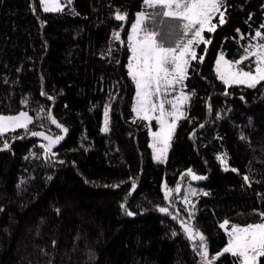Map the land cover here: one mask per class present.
<instances>
[{
  "label": "trees",
  "instance_id": "1",
  "mask_svg": "<svg viewBox=\"0 0 264 264\" xmlns=\"http://www.w3.org/2000/svg\"><path fill=\"white\" fill-rule=\"evenodd\" d=\"M143 4L68 0L44 12L39 0H0V115L33 117L27 130L0 134V147L9 144L0 153V264H200V241L187 238L180 218L205 237L209 259L227 245L225 219L229 228L264 221V81L225 91L214 71L219 53L239 60L264 42L252 39L264 35V0H224V23L215 19L189 64L191 101L164 164L152 158L148 123L132 112L127 74L128 29ZM240 66L253 71L254 58ZM105 104L109 131L101 132ZM48 111L67 129L55 157L27 135H58ZM188 169L204 179L194 182L191 218L182 206L173 219L158 211L161 185L174 188ZM212 264L238 261L222 253Z\"/></svg>",
  "mask_w": 264,
  "mask_h": 264
},
{
  "label": "snow or ice",
  "instance_id": "2",
  "mask_svg": "<svg viewBox=\"0 0 264 264\" xmlns=\"http://www.w3.org/2000/svg\"><path fill=\"white\" fill-rule=\"evenodd\" d=\"M71 2V0H69ZM147 2V0H146ZM157 3L163 5L166 11L163 16L166 18H179L180 27L183 30V36L174 44L167 45L162 37L171 36L174 29L168 25H161L160 31L142 28L141 24L144 14L137 13L136 22L132 24L131 31L127 36V47L130 55L127 58V74L135 84V96L133 97L132 112L143 121H155L157 127L153 131L148 128V135L152 138L150 147L153 150V159L162 160L170 147V141L177 127V122L185 115L184 105L189 100L192 93L184 91V82L188 74L189 58H195L197 53L195 45L203 41L205 44L209 40L202 35L205 29L212 32L216 28L213 17L220 12L224 0H156ZM40 6L44 12H58L63 10V6L59 0H40ZM174 8V10H172ZM223 16V12L220 13ZM122 13L116 14V20H124ZM43 23V21H41ZM221 24L224 20L221 19ZM116 40H120V34L113 32ZM260 38L264 41V35L260 31L255 33L252 39ZM249 56L255 57V70H245L241 67V61L246 60ZM204 59L203 56L200 57ZM19 71V69H18ZM215 73L217 79L225 85V91L229 85H246L248 88H256L260 81H264V42L250 43L244 48V55L239 60H229L223 55L216 58ZM45 95V93H41ZM52 99V97H49ZM243 99V97H241ZM27 104L25 98L21 101ZM43 111V109H41ZM39 116V113H37ZM47 119L51 124L55 125L63 134L67 131L62 124L52 116L51 111L47 113ZM33 117L27 111H20L16 115H0V134L7 132L9 129L24 128L32 123ZM109 107L104 106V122L100 128L101 132L109 131ZM27 135L33 137H41L45 143L40 147L45 156L51 154L54 145L58 144L63 136L46 134L45 131H27ZM3 148L9 147L8 142H4ZM31 155H36L32 153ZM224 166V161H221ZM236 171V169H232ZM183 175V173L181 174ZM188 177L193 180H201L204 177L195 174L191 169L187 170ZM51 179V177H49ZM248 182V177H244ZM115 187V185H113ZM19 187V185H18ZM136 187L135 183L132 185ZM164 190V199L169 200L172 189H166L165 185H161ZM176 192H180V183L177 182ZM198 190L189 188L185 190L184 202L191 203L190 196H196ZM207 195V193H204ZM121 209L128 216L134 213L128 211L124 204L120 205ZM160 213H169L167 207H159ZM193 209L189 210L191 218ZM171 215V213H169ZM260 216L264 218V212H260ZM177 219V217H173ZM181 228L189 240L199 239L200 264H212L222 253H230L236 258L238 264H264L261 258H264V221L259 223H249L246 226L232 224L230 228L229 221L225 219L220 224V228L225 229L228 236V242L220 252L211 256L209 259V250L205 242V237L197 230L193 229L191 219L186 223L180 221ZM176 235L175 231L172 233Z\"/></svg>",
  "mask_w": 264,
  "mask_h": 264
},
{
  "label": "rangeland",
  "instance_id": "3",
  "mask_svg": "<svg viewBox=\"0 0 264 264\" xmlns=\"http://www.w3.org/2000/svg\"><path fill=\"white\" fill-rule=\"evenodd\" d=\"M67 1L68 0H59V3L64 7L65 6V3ZM39 3H40V0H39ZM41 9L43 10L42 7H41ZM166 10H168V9H166L163 5H160L159 3H157L156 0H147V2H146V0H144L143 9L141 11L137 12V13L144 14V16H143V20L144 21H142L141 27L142 28H148L149 30H153L154 29L157 32H159L160 31V28H161V25L164 24V25L171 26L173 29H175L176 25L177 24H180L179 18H166V17H164L163 16V12L166 11ZM172 10H174V8ZM137 13L135 14L134 20L131 22V24L129 26L128 33L131 31L132 24L136 22ZM220 13H221V11L220 12H217V14L213 17V22L214 23H215V19L217 17H219V19L221 21L222 16H221ZM207 32H208L207 29H205V31H204V33H202V35L205 37V33H207ZM203 44L205 46H207V44H205L203 41H201L200 43H198V44L195 45V51H196L197 55L200 53L199 52V48ZM172 46H174V44H172ZM129 55H130V52H129ZM218 55H222V54L219 53ZM217 56H216V58H217ZM253 58H254V61H255V57H253ZM194 59L193 58H189V64ZM215 65H216V59H215V63H214V71H215ZM254 70H255V66H254L253 71ZM231 86H244V87H247L246 85H229L227 87H231ZM134 87H135V84H134ZM184 91L186 93H188L185 90V86H184ZM190 101H191V96L189 97V100L186 102V104L183 106L184 107V111H185V115L182 118H184L186 116V114H187V110H188ZM179 121L177 122V125H178ZM103 122H104V120H103ZM147 123H148V128L151 127L153 131L156 130L157 125H156V123H155L154 120L151 121V122H147ZM152 123H154L155 127L152 126ZM102 126H103V124H102ZM18 129H23V128H17V129H14V130L13 129H9L7 132H12V131H15V130H18ZM7 132H5V133H7ZM173 135H174V133H173ZM151 140H152V138L149 136V145L151 143ZM171 141H170V145H171ZM149 148H150L151 155H152V158H153V150H152V148L150 146H149ZM168 151H169V149H168ZM167 154H168V152H167ZM167 154H166V156L162 160H154V159L153 160L155 162H157V163L164 164L165 161H166V158H167ZM194 182L195 181L191 180L189 177H187V179H185V180L180 181L179 182L180 183V192H176L175 191L176 186L174 188H166V189H172V192L170 194L169 200H165V203H166L165 207H167L169 209V213H171L172 216H175L179 212L180 207H182V206L183 207H186L187 211L189 212V210H190L189 208L193 205V200H192L193 196H190L191 203L186 204L184 202V195H185V190L186 189L195 188ZM164 190L165 189H163V197H164ZM181 220H183V221H185L187 223L189 221V218H187V217L184 216L182 219L180 218V221ZM226 228H229V226L227 225ZM223 230L227 234L226 230L225 229H223ZM190 241L194 242V241H196V239L195 240H190Z\"/></svg>",
  "mask_w": 264,
  "mask_h": 264
},
{
  "label": "clouds",
  "instance_id": "4",
  "mask_svg": "<svg viewBox=\"0 0 264 264\" xmlns=\"http://www.w3.org/2000/svg\"><path fill=\"white\" fill-rule=\"evenodd\" d=\"M183 36V30L180 27L179 24L176 25L175 29H174V33L173 35L169 36H164L162 37V39L164 40V43L166 45H172L175 44L177 42L178 39H180Z\"/></svg>",
  "mask_w": 264,
  "mask_h": 264
},
{
  "label": "water",
  "instance_id": "5",
  "mask_svg": "<svg viewBox=\"0 0 264 264\" xmlns=\"http://www.w3.org/2000/svg\"><path fill=\"white\" fill-rule=\"evenodd\" d=\"M49 125H50V127L54 130V131H56L57 133H58V135H62L63 136V138H62V140L58 143V144H56V145H54V147H53V149H52V151L54 152L55 151V149L65 140V138H66V136H67V131L66 132H64L63 134H61L60 133V131H59V129H57L56 127H55V125H53V124H51V122L49 121ZM65 128V127H64ZM47 134V133H46ZM33 139H35V140H37V141H39V142H41V143H45V141L41 138V137H33V136H31ZM3 152H7V149H5V148H3V147H0V153H3Z\"/></svg>",
  "mask_w": 264,
  "mask_h": 264
}]
</instances>
